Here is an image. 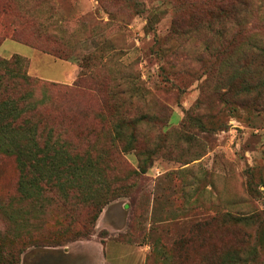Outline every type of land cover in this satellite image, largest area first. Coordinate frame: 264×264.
I'll list each match as a JSON object with an SVG mask.
<instances>
[{
  "label": "rangeland",
  "instance_id": "obj_1",
  "mask_svg": "<svg viewBox=\"0 0 264 264\" xmlns=\"http://www.w3.org/2000/svg\"><path fill=\"white\" fill-rule=\"evenodd\" d=\"M214 1L0 0V59L26 61L33 98L45 96L36 114L46 127L77 151L118 155L119 170L152 159L144 181L102 210L87 239L28 248L19 264H264V108L253 106L255 95H222L227 60L252 84L264 77V0H248L246 28L231 43L211 20ZM77 79L80 88L62 97L42 87ZM10 86L3 80L0 98L15 92ZM114 107L120 117L148 118L137 152L112 142ZM17 177L14 159L0 154V204L27 209L30 237L51 244L66 211L51 196L42 212L19 204ZM69 213L80 229L88 210L72 204ZM15 230L0 210V231ZM183 235L187 244L174 243Z\"/></svg>",
  "mask_w": 264,
  "mask_h": 264
},
{
  "label": "trees",
  "instance_id": "obj_2",
  "mask_svg": "<svg viewBox=\"0 0 264 264\" xmlns=\"http://www.w3.org/2000/svg\"><path fill=\"white\" fill-rule=\"evenodd\" d=\"M248 0H215L213 9L209 11L212 21L221 25V31L230 37L226 41L231 43L240 35L245 22L242 21ZM215 14V15H214ZM51 56L65 60L67 58L55 53ZM224 68L230 70L226 79V91L232 92L231 99L249 98L255 95L253 106L261 105L264 108V77L259 78L255 84L246 76V70L235 69L234 63L227 60ZM240 75V76H239ZM3 80L11 83V90L2 94L0 98V154L12 157L18 171L17 200L19 204L27 206L34 203L40 212L45 209L49 196L55 197L62 209L66 211L68 221L65 225L57 226L51 244L48 237L33 238L26 230L28 210L23 208L12 209L10 204H0L1 213L6 215L9 224L15 226L12 236L0 231V264H19V256L31 247H57L64 243L87 239L102 210L111 202L130 197V191L137 182L144 181L146 169L151 165L149 157L139 160L138 170L129 171L116 169L109 151H93L85 148L84 152L77 151L65 137L46 127L47 118L37 116L36 110L45 103V96L40 99L33 98V88L36 81L26 74V61L18 55L9 60L0 59V88ZM44 91H56L57 96H63L70 90L79 89L77 79L72 87L49 83L42 86ZM25 88L24 91H19ZM32 88V89H31ZM231 101V100H230ZM230 103H234L231 101ZM113 117V141L121 143L122 150L133 149L137 152L136 133L141 125L148 123V118L120 117L116 107L111 109ZM59 123L65 122L63 116H58ZM44 125V126H41ZM112 148V147H110ZM138 153V156H141ZM117 161L122 163L119 158ZM130 180L132 183H129ZM79 205L88 210V217L80 229L75 228L73 216L69 213L70 206ZM22 206V205H20ZM23 209V210H21ZM21 210V211H20ZM186 237L179 236L174 243H186ZM17 242V243H16ZM47 245H42V244ZM217 255L210 257L213 263ZM204 262V263H203ZM231 262V261H230ZM201 259L198 264H205ZM218 264L225 261L217 258Z\"/></svg>",
  "mask_w": 264,
  "mask_h": 264
}]
</instances>
